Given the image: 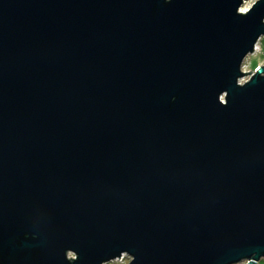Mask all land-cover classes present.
Wrapping results in <instances>:
<instances>
[{"label": "water", "instance_id": "1", "mask_svg": "<svg viewBox=\"0 0 264 264\" xmlns=\"http://www.w3.org/2000/svg\"><path fill=\"white\" fill-rule=\"evenodd\" d=\"M244 1L0 0V264H259Z\"/></svg>", "mask_w": 264, "mask_h": 264}, {"label": "rangeland", "instance_id": "2", "mask_svg": "<svg viewBox=\"0 0 264 264\" xmlns=\"http://www.w3.org/2000/svg\"><path fill=\"white\" fill-rule=\"evenodd\" d=\"M256 1L258 0H245L242 7L246 6L248 8L247 10H249L252 8L253 4ZM263 65H264V36L258 41L255 52L253 54H250L245 60L242 70L247 74H245V76L241 78L240 81L243 83L244 81L248 80L252 72L256 71L258 68H260ZM130 261H131V257H129V255H125L124 257L117 259L115 261H111L107 264H129ZM239 264H244V263H239Z\"/></svg>", "mask_w": 264, "mask_h": 264}, {"label": "bare ground", "instance_id": "3", "mask_svg": "<svg viewBox=\"0 0 264 264\" xmlns=\"http://www.w3.org/2000/svg\"><path fill=\"white\" fill-rule=\"evenodd\" d=\"M248 8L246 6L242 7V11H246Z\"/></svg>", "mask_w": 264, "mask_h": 264}, {"label": "trees", "instance_id": "4", "mask_svg": "<svg viewBox=\"0 0 264 264\" xmlns=\"http://www.w3.org/2000/svg\"><path fill=\"white\" fill-rule=\"evenodd\" d=\"M259 264H264V258L261 259L260 263Z\"/></svg>", "mask_w": 264, "mask_h": 264}, {"label": "built area", "instance_id": "5", "mask_svg": "<svg viewBox=\"0 0 264 264\" xmlns=\"http://www.w3.org/2000/svg\"><path fill=\"white\" fill-rule=\"evenodd\" d=\"M124 257V256H123Z\"/></svg>", "mask_w": 264, "mask_h": 264}]
</instances>
